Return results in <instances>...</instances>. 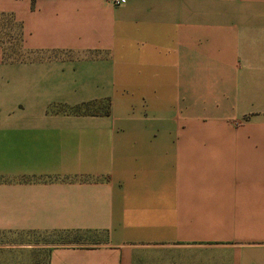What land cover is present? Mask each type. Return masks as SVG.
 <instances>
[{"label":"crops","instance_id":"0c3cea01","mask_svg":"<svg viewBox=\"0 0 264 264\" xmlns=\"http://www.w3.org/2000/svg\"><path fill=\"white\" fill-rule=\"evenodd\" d=\"M0 13V233L97 238L8 264H264V0Z\"/></svg>","mask_w":264,"mask_h":264},{"label":"rangeland","instance_id":"374dc122","mask_svg":"<svg viewBox=\"0 0 264 264\" xmlns=\"http://www.w3.org/2000/svg\"><path fill=\"white\" fill-rule=\"evenodd\" d=\"M20 27L12 21L5 13H0V55L2 62L9 58L22 54L19 42ZM107 102L91 104V106L79 107V112L98 113L106 111ZM97 238L93 235L78 234H44V235H16L0 233V264H8L10 257L17 248V244H37V252L44 254L48 248L62 243H94Z\"/></svg>","mask_w":264,"mask_h":264},{"label":"built area","instance_id":"2783aa9c","mask_svg":"<svg viewBox=\"0 0 264 264\" xmlns=\"http://www.w3.org/2000/svg\"><path fill=\"white\" fill-rule=\"evenodd\" d=\"M113 5H121L126 2V0H108Z\"/></svg>","mask_w":264,"mask_h":264}]
</instances>
